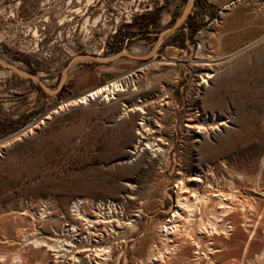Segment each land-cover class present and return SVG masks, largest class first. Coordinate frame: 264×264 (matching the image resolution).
Masks as SVG:
<instances>
[{
	"label": "rangeland",
	"instance_id": "1",
	"mask_svg": "<svg viewBox=\"0 0 264 264\" xmlns=\"http://www.w3.org/2000/svg\"><path fill=\"white\" fill-rule=\"evenodd\" d=\"M187 1L0 0V54L53 88L76 54L147 52ZM115 79L125 90L113 99L70 103ZM58 93L0 65V264H77L71 248L57 257L22 244L34 231L80 248L66 234L77 199L90 213L100 201L123 206L95 228V245L110 252L102 264L151 254L154 264H264V0H196L151 58L78 62ZM141 117L148 135L137 143ZM195 174L198 193L231 194L226 234H199L212 242L208 256L196 254L193 224L190 237L180 226L176 247L159 231L175 185Z\"/></svg>",
	"mask_w": 264,
	"mask_h": 264
},
{
	"label": "bare ground",
	"instance_id": "2",
	"mask_svg": "<svg viewBox=\"0 0 264 264\" xmlns=\"http://www.w3.org/2000/svg\"><path fill=\"white\" fill-rule=\"evenodd\" d=\"M146 50H147V48H145L141 45H133V47H130V49H128V52L132 53V54H138V53H145ZM87 54H89V53H87ZM93 55H100V53L96 52V53H93ZM0 60L3 62H7V61H5L4 57L1 54H0ZM7 63H10L15 67H18L16 62H7ZM75 64L76 63H73L67 69V72H66L67 76L70 73V71H72ZM18 68H20V67H18ZM36 76L39 78L38 75H36ZM205 76L207 78L211 77L209 72H205ZM203 81H206V80H203ZM43 83L46 85L45 82H43ZM124 90H125V88H124L123 84L121 83V81L115 79L111 82L97 86L93 89H90V90L84 92L83 94H80L77 98L72 99L70 101V103H73V104H76L78 102L79 103H83V102L86 103L87 101L90 102V101L95 100L96 98H100V97L102 99L109 101L110 99L114 98L115 94H117L120 91H124ZM124 107H126L125 111H129V110L132 111L134 108L133 106L132 107L124 106ZM220 124H223V123H220ZM138 125H139V127H137V129H136V134H137V138H138L137 143H141L146 139V135H148V133H147L148 128L146 127L147 124L144 123V117H141V120L139 121ZM193 128H195V132H200L202 129H204L202 124L195 125V127H193ZM144 145L145 144H143V147L140 150L144 149ZM134 147L135 148L133 149L131 154H134V152L139 151L140 145L139 146L135 145ZM198 177H199V175L195 174V177L186 180L187 182L181 181L178 178L179 181L177 182L175 187H177L179 189V193L176 194L174 204L170 208V211H171L170 217L165 222H163L162 224L159 225V231L162 233V236L164 237L163 238L164 239L163 244L167 245L169 243H172L171 245H173V243L175 242V245H176V242L178 241L179 238L176 236L178 239L176 238L177 240L175 241L173 239V236H175L177 234V232L180 231V229H179L180 226H183V228H184L183 231L185 233V236H189V237L192 234L191 231H193V227H194V232L198 236L195 240H192L195 244L196 254L198 255L200 252H202L201 253L202 255L208 256L207 254H212L213 252H215V251H213L214 250L213 246H211L212 242L211 241H205V242L202 241L200 239L199 234H201L202 232H206L208 236L213 235V234H216V235L217 234H226L227 223H226L225 213L229 212L232 209L231 202L228 201V196H231V194L225 193L224 191H222L220 189H214L213 191H211L209 188H207V189L205 188L207 191V194H205V195L198 193L197 189L201 190V189H199L201 187V184L199 182L201 179H199ZM191 181H195V182H191ZM203 189H204V187H203ZM182 191L187 192V194L186 193L181 194ZM258 191H260V190L258 189ZM260 192L261 193H259V192L258 193L261 195H264V191H260ZM73 205H74V207H73L74 211L77 213L78 216H77V218L73 219L71 224L68 223V225H67L68 227L66 229V234L70 235L71 237L76 236V238H74L76 240L75 243L81 244V245H79L80 248L85 247V248H83L82 252L87 251L88 252L87 254L84 255V253H80L81 249L77 248V246H74L71 243V241L65 240V242H64L63 240H59L58 238H49V240L52 241V242H49V241H46L45 239H43V237H40V236H37L36 234H34L33 233L34 231L28 236L24 235L25 239L23 240L22 244H31L34 247H45V248H48L47 250L51 249L52 251H55L54 254L56 256L58 255L57 257H59L61 255V253L59 255V251L63 250L65 252V251H68L69 248H71L73 250L70 251L71 254H70L69 259L73 263L75 262L77 264H102L104 261L107 260L108 257H110L109 256L110 252L105 247H100V246L95 245V243L98 241V240H96V238H94L95 228L99 224L102 225L101 223H105V222L109 223L110 220H107V218L113 217L114 214H115V216H118V214H117L118 209L122 210L123 206L121 207V204H120L118 209H117L118 204L113 203L112 201H108L107 203L100 201L95 205L96 211L94 213L93 212L90 213L87 211L86 205L83 204V202L78 200V199L74 201ZM248 205L250 207L252 206L251 204H248ZM254 208H256V207H254ZM119 212H122V211H119ZM92 213H93V215H92ZM44 217L45 216H43V214H41L40 215V221ZM42 222H43V220H42ZM131 223H133V222L132 221L128 222L129 225ZM192 224L194 225L193 227H191ZM84 225H86V227L83 228L84 234L82 235L81 230H82V227ZM104 226L105 227L109 226V228L112 227V225H109V224H106ZM32 230H33V228H32ZM193 237H194V235H193ZM189 241H190V239H189ZM179 244H180V242H179ZM91 246H93V249ZM173 247H176V246L173 245ZM167 249L168 248L166 246L164 248V252H158V253H163V254L166 253L167 254V253H169V252H167L169 249L168 250ZM63 255H64V253H63ZM151 255L152 256L149 255L150 257H147L146 264H154V259L155 260L157 259V256L154 257V254H151ZM157 260L159 261V259H157Z\"/></svg>",
	"mask_w": 264,
	"mask_h": 264
},
{
	"label": "water",
	"instance_id": "3",
	"mask_svg": "<svg viewBox=\"0 0 264 264\" xmlns=\"http://www.w3.org/2000/svg\"><path fill=\"white\" fill-rule=\"evenodd\" d=\"M196 0H188L186 5L181 10L180 14L174 19V21L168 25L167 27L163 28L161 31H159L156 35L155 41L153 42L152 47L145 53H138V54H132L129 53L127 49H120L110 55L106 56H100V55H93V54H76L75 56L71 57L69 61L66 63V65L62 68L60 71V76L58 79V82L55 87L51 88L46 86L42 79L38 78L36 74L28 71H24L18 67L13 66L10 63L3 62L0 60V65L6 69L12 70L14 73H16L18 76L31 80L32 82H35L39 88L44 91L46 94L49 95H56L64 86L65 81L67 79V69L73 64L78 63L81 61H91L96 63H110L117 59H120L122 57H127L130 59H137V60H146L151 58L153 55L156 54V51L160 48V44L165 36L168 34L174 32L177 30L185 21L188 14L191 13L192 8L194 7V3Z\"/></svg>",
	"mask_w": 264,
	"mask_h": 264
},
{
	"label": "trees",
	"instance_id": "4",
	"mask_svg": "<svg viewBox=\"0 0 264 264\" xmlns=\"http://www.w3.org/2000/svg\"><path fill=\"white\" fill-rule=\"evenodd\" d=\"M63 90V87H62V89L59 91V93L58 94H61V91Z\"/></svg>",
	"mask_w": 264,
	"mask_h": 264
},
{
	"label": "crops",
	"instance_id": "5",
	"mask_svg": "<svg viewBox=\"0 0 264 264\" xmlns=\"http://www.w3.org/2000/svg\"><path fill=\"white\" fill-rule=\"evenodd\" d=\"M65 84H66V81H65ZM65 84H64V85H65ZM63 87H64V86H63Z\"/></svg>",
	"mask_w": 264,
	"mask_h": 264
}]
</instances>
